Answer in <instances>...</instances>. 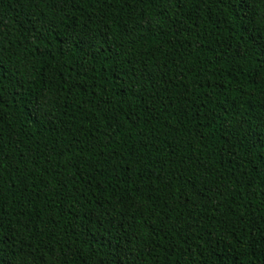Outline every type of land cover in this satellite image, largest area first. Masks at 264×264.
<instances>
[{"label": "trees", "instance_id": "trees-1", "mask_svg": "<svg viewBox=\"0 0 264 264\" xmlns=\"http://www.w3.org/2000/svg\"><path fill=\"white\" fill-rule=\"evenodd\" d=\"M0 92L4 264H264V0H0Z\"/></svg>", "mask_w": 264, "mask_h": 264}, {"label": "snow or ice", "instance_id": "snow-or-ice-1", "mask_svg": "<svg viewBox=\"0 0 264 264\" xmlns=\"http://www.w3.org/2000/svg\"><path fill=\"white\" fill-rule=\"evenodd\" d=\"M60 2H64V0H60ZM66 44L68 46H71V42L70 41H67ZM2 103H3V96H2V92H0V104H2ZM0 264H4L3 260H0ZM9 264H10V262H9Z\"/></svg>", "mask_w": 264, "mask_h": 264}]
</instances>
